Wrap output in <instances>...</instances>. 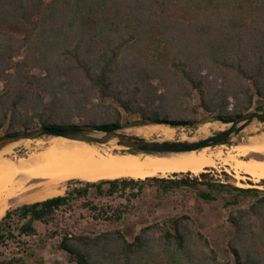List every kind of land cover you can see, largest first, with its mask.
<instances>
[{"label":"trees","instance_id":"16d2710c","mask_svg":"<svg viewBox=\"0 0 264 264\" xmlns=\"http://www.w3.org/2000/svg\"><path fill=\"white\" fill-rule=\"evenodd\" d=\"M1 82L0 138L42 126H191L200 108L240 116L264 100V0H0ZM209 171L69 180L64 194L6 210L0 264H38L33 249L48 238L76 264H228L190 214L129 239L122 225L146 188L158 201L179 191L223 199L235 263L264 264V189ZM77 220L117 227L83 232Z\"/></svg>","mask_w":264,"mask_h":264},{"label":"bare ground","instance_id":"6f19581e","mask_svg":"<svg viewBox=\"0 0 264 264\" xmlns=\"http://www.w3.org/2000/svg\"><path fill=\"white\" fill-rule=\"evenodd\" d=\"M225 126L221 122L206 121L202 129V126H198L200 130L192 134L194 136L188 137L182 133L179 139L195 141L209 136L211 129L221 130ZM180 128L153 123L138 126L136 135L149 139L176 140ZM240 135L233 139L232 144L162 155L129 153L114 144L108 145L110 148L99 147L65 138L64 141L37 150L25 159H8L4 154L0 156V219L12 201L34 202L60 195V185L72 179L90 182L116 178L139 180L177 173L191 172L198 175L210 168L229 166L238 179L250 178L260 182L264 180V135L245 141Z\"/></svg>","mask_w":264,"mask_h":264},{"label":"rangeland","instance_id":"374dc122","mask_svg":"<svg viewBox=\"0 0 264 264\" xmlns=\"http://www.w3.org/2000/svg\"><path fill=\"white\" fill-rule=\"evenodd\" d=\"M3 88V83H0V89ZM195 102L198 103L197 95H195ZM107 104H111L112 99L105 100ZM261 106L260 108L258 106ZM264 110V100L256 99L253 107L250 111H261ZM249 111V112H250ZM214 119L213 114L206 112L203 108H200L199 121L194 123L191 126H179V135L177 139L180 138L182 133L186 134L188 137L194 136L195 132L198 133L200 128L206 123V121H212ZM81 119L75 118L74 122L79 123ZM135 120H140L139 116H126L123 120L134 122ZM138 126L125 125L123 129H126L131 134H136V128ZM198 129V130H197ZM211 133H215V130L211 129ZM264 135V125H255L248 129L245 133L240 135L242 141L247 140L248 138H253L256 136ZM64 141L63 138L54 137V136H43L37 140L21 143L20 145L14 146L8 153H5V157L13 160H21L29 157L37 150L42 148L50 147L56 142ZM99 147H108L111 146L103 144H93ZM231 146V145H227ZM219 147V146H218ZM2 158H0L1 160ZM212 171H209V170ZM208 171L209 179L212 181H222V182H231L234 185L240 187H251L250 183H253V186L257 188L264 189L263 180L260 182H254L250 178H245L243 180L236 177L235 172L229 166H218L217 168H210ZM206 171V172H208ZM189 173H177L179 176L189 175ZM174 175V174H173ZM170 175L168 177H171ZM195 174L191 173V176ZM199 175V174H198ZM68 182V181H67ZM67 182L61 184L60 195L65 193ZM243 184V185H241ZM146 193L142 195V198L135 200L134 204L138 211L131 210L128 217L125 219L124 230L127 233L129 239H132L134 234L139 231V229L145 225L151 223H163L166 220H169L177 215L181 214H190L199 227L210 237V240L214 247L219 253V258L223 262L228 264H236L234 257L231 251L228 249L227 240L231 233V227L227 222V212L223 208L224 200L220 199L212 203L201 201L195 194V192H177L169 193L160 201L157 200L156 195H153L152 191L149 188H146ZM31 203L33 201L26 200H15L9 204L8 209L15 208L24 203ZM154 206V207H153ZM7 209V210H8ZM80 213L86 214V211L79 209L77 214ZM70 213H67L69 215ZM117 227L116 225H103L101 222L93 221L83 223L81 220H77L76 230L79 231H88V230H107ZM38 229L43 234H47L49 227L46 225H38ZM47 243L43 247H37L33 249L35 256L31 258V262L35 263L38 261V264H76L69 259L68 253L63 250H60L54 240L51 238L47 239ZM42 262V263H41Z\"/></svg>","mask_w":264,"mask_h":264},{"label":"water","instance_id":"95a60500","mask_svg":"<svg viewBox=\"0 0 264 264\" xmlns=\"http://www.w3.org/2000/svg\"><path fill=\"white\" fill-rule=\"evenodd\" d=\"M212 121L221 122L225 128L215 130L209 136L195 141L160 140L130 134L125 129L99 128H55L50 126L37 127L14 135L0 138V156L14 146L42 138L43 136L62 137L65 139L91 144H114L129 153H143L146 155H162L170 153L188 152L205 147L222 144H232L233 139L248 128L264 125V110L250 111L240 116L223 117ZM162 124V123H156Z\"/></svg>","mask_w":264,"mask_h":264}]
</instances>
